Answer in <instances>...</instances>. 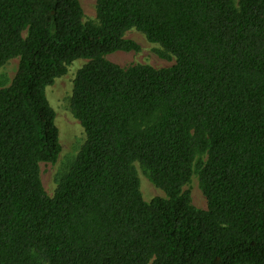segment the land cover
I'll use <instances>...</instances> for the list:
<instances>
[{
    "label": "trees",
    "instance_id": "trees-1",
    "mask_svg": "<svg viewBox=\"0 0 264 264\" xmlns=\"http://www.w3.org/2000/svg\"><path fill=\"white\" fill-rule=\"evenodd\" d=\"M0 0V264H264V0ZM136 30L175 64L122 68ZM78 60L62 151L46 91ZM165 194L147 203L135 164ZM197 173L207 210L184 188Z\"/></svg>",
    "mask_w": 264,
    "mask_h": 264
},
{
    "label": "rangeland",
    "instance_id": "rangeland-1",
    "mask_svg": "<svg viewBox=\"0 0 264 264\" xmlns=\"http://www.w3.org/2000/svg\"><path fill=\"white\" fill-rule=\"evenodd\" d=\"M83 8L85 21H96V0H79ZM239 0H236L238 3ZM125 38L135 42L140 50L138 52H117L106 57L110 62L127 68L134 65H148L155 69L170 68L175 60L167 61L160 57L159 45L150 43L146 37L136 30H130ZM88 63L86 60L74 62L65 76L58 78L54 85L47 88V99L56 113V124L60 131L61 154L55 164H41V179L45 191L53 197L56 188L62 179L68 174L81 147L85 142L84 130L80 122L74 117L70 101L73 92V82L78 71ZM19 66V58L10 60L0 69V88L8 87L15 77ZM140 180V190L145 202L149 203L154 198H165L166 194L157 188L144 168L135 164ZM191 195L192 204L201 210H207V199L202 191L198 174L195 173L190 183L184 188Z\"/></svg>",
    "mask_w": 264,
    "mask_h": 264
}]
</instances>
